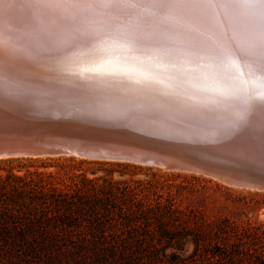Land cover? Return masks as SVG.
Wrapping results in <instances>:
<instances>
[{"label": "bare ground", "instance_id": "obj_1", "mask_svg": "<svg viewBox=\"0 0 264 264\" xmlns=\"http://www.w3.org/2000/svg\"><path fill=\"white\" fill-rule=\"evenodd\" d=\"M176 7L184 8L183 14L178 15ZM0 8V34L5 37L0 50V74H8L0 75V80L12 86L9 93L14 96L10 100L17 99L23 106L44 112L51 109L52 97L32 95L22 88L17 93L21 84L32 85L21 80L25 71L37 72L47 65L63 66L64 62L67 70L77 72L100 65L101 71H89L95 75L68 77L62 84L44 78L33 85L42 87L39 93L43 87L47 91L52 85L66 83L71 87L107 89L114 86V81L122 80L120 75H133L141 85L166 87L165 91L160 89L169 97L207 104L227 118L245 120L264 133V101L258 97L248 100L249 93L255 96L262 89L256 80L244 74L243 64L234 62L235 57L243 55L251 35L242 20L228 15L222 5L174 6L161 12L151 4H122L115 8L100 6L101 11L89 12L72 4L16 0ZM49 39L56 41L55 47L47 45ZM61 48L68 54L62 65L57 61ZM212 52L223 53V62L211 60ZM14 71L18 77L11 79ZM108 72L119 76L106 77Z\"/></svg>", "mask_w": 264, "mask_h": 264}, {"label": "rangeland", "instance_id": "obj_2", "mask_svg": "<svg viewBox=\"0 0 264 264\" xmlns=\"http://www.w3.org/2000/svg\"><path fill=\"white\" fill-rule=\"evenodd\" d=\"M64 43L65 41L62 44ZM66 51L61 48L57 52L61 56V60L59 58L57 60L61 61L59 62L61 65L67 54ZM64 64L66 63L64 62ZM64 64L63 66L54 65V67L47 65L43 70L37 72L25 71L26 73L21 80L28 81L32 85L21 84L17 88V93H20V88H22V91L26 89L25 91L32 95L52 97L51 99L48 98L50 104L58 103L76 110L84 108L82 111L85 110L84 112L90 115H107V118L156 117L162 120L161 125L165 129H173L174 131L190 129L207 135L205 140L207 143L205 144L207 148L209 147V150L212 148L210 151H217L231 158L240 159L241 157L246 163H256L264 166V133L257 130L249 122L237 118H227L219 112L220 110L215 111L204 103H194L189 99L186 101V99L181 100L182 98L169 97L163 93L166 87L141 85L133 75H120L123 76L122 80L114 81V86L107 89H102L103 87L99 86H96V88L71 87V84L66 83L62 86L52 85L47 91L43 87V91L39 93L42 87L33 84H38L40 79L50 78L51 81L62 84L67 80L65 78L68 77L70 79V77L79 78L95 75V73L89 71L67 70V65L64 66ZM11 73L13 74V76L9 75L11 79L18 77L14 76L17 74L15 71ZM43 73L45 74L42 75ZM113 74L116 75L117 73ZM113 74L108 72L105 76L108 77ZM96 75L98 74L96 73ZM11 79L10 81H12ZM10 83L12 84V82ZM6 85L3 92H10L12 86ZM112 114L115 116L113 117ZM169 125L170 127L167 128ZM119 164L117 162L73 157L0 159V173L6 175V170L9 169L20 176H24L28 172L40 173L51 186L65 191L73 189L74 184L80 185L81 180L84 179L93 181L98 179L97 184H102L104 180L116 181L120 183V188H123L124 184L127 183L135 188L137 193L142 191L150 201L156 199L153 194H157L160 197L159 200L164 203H166V200H172L175 207L186 212L190 222L200 217L202 220H228L233 226H236L238 229L237 234L242 236V241L246 243L244 246L250 248V252L255 249L264 253V190L230 186L202 174L168 171L164 168L163 170L158 167H146L130 163ZM32 175L35 177L34 174ZM202 220L198 221L199 224ZM151 223L150 230L156 227L155 222L152 221ZM174 223L175 225L178 224L177 222ZM202 229L204 231L205 228L202 227ZM115 232L118 231L114 229L107 230L106 237ZM244 233L249 237H244ZM180 248L183 249L182 252L170 248L166 250V254L186 258L193 253V245L186 240L180 245ZM149 249L152 252L150 254L151 259L155 258L156 251L153 248ZM66 254L67 249L63 247V250L57 254L46 253L41 254L38 260L29 259L27 261L28 257L26 260L23 258L25 261H20L19 257L24 254H20L19 250L16 249L12 252V255L0 254V264H75ZM47 258L50 260L54 258L56 261H46ZM208 263L213 264L214 262L207 261L204 264ZM87 264L96 263L89 261ZM141 264L169 263H150L146 260Z\"/></svg>", "mask_w": 264, "mask_h": 264}, {"label": "trees", "instance_id": "obj_3", "mask_svg": "<svg viewBox=\"0 0 264 264\" xmlns=\"http://www.w3.org/2000/svg\"><path fill=\"white\" fill-rule=\"evenodd\" d=\"M97 181L84 179L65 191L40 173H0V254L12 255L18 249L24 254L20 261L38 260L65 247L75 264H264V253L250 252L228 220L200 217L190 222L172 200L164 203L153 194L156 199L150 201L127 183L120 188L116 181ZM152 221L156 227L150 230ZM109 229L118 232L106 237ZM185 240L193 245L191 255L166 254L170 248L182 252ZM149 248L156 251L153 259Z\"/></svg>", "mask_w": 264, "mask_h": 264}, {"label": "water", "instance_id": "obj_4", "mask_svg": "<svg viewBox=\"0 0 264 264\" xmlns=\"http://www.w3.org/2000/svg\"><path fill=\"white\" fill-rule=\"evenodd\" d=\"M13 96L0 93V159L80 156L165 167L264 190L263 165L210 151L203 133L165 129L156 117L107 118L58 103L39 112L10 100Z\"/></svg>", "mask_w": 264, "mask_h": 264}, {"label": "snow or ice", "instance_id": "obj_5", "mask_svg": "<svg viewBox=\"0 0 264 264\" xmlns=\"http://www.w3.org/2000/svg\"><path fill=\"white\" fill-rule=\"evenodd\" d=\"M6 2L13 3L16 0H0V6ZM34 3H47L53 5L72 4L83 8L86 11H101L100 6H112L113 8L122 5H143L151 4L156 6L161 12L166 11L174 6H187L197 4H218L226 9V13L230 16L238 17L249 30L251 39L244 46L242 56L234 58V62L238 61L243 64L244 74L250 79L256 80L262 90L258 91L255 96L248 94V100L259 98L264 101V0H30ZM178 15L183 14L184 8H175ZM2 13V8H0ZM8 39H13L9 36ZM5 37L0 34V50L4 43ZM49 47H55L56 41L49 39L46 41ZM139 43V42H137ZM223 53L212 52L209 58L215 63L223 62ZM102 66L97 65L92 68H85L83 71H101ZM5 87L2 80H0V93ZM264 107V104H262Z\"/></svg>", "mask_w": 264, "mask_h": 264}]
</instances>
